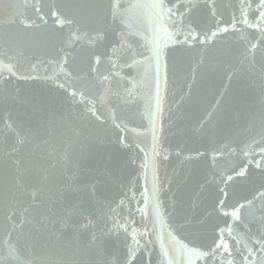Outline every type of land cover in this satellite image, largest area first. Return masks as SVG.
Returning <instances> with one entry per match:
<instances>
[{
	"label": "water",
	"instance_id": "water-1",
	"mask_svg": "<svg viewBox=\"0 0 264 264\" xmlns=\"http://www.w3.org/2000/svg\"><path fill=\"white\" fill-rule=\"evenodd\" d=\"M155 2L0 0V53L15 65L0 80V119L27 136L11 156L12 136H0V224L39 189L24 226L33 264H200L196 248L232 219L220 215L221 189L230 210L247 205L238 238L264 230V153L254 145L264 147V36L240 24L210 44L174 46ZM177 2L192 9L176 17L182 26L231 23L233 0H216V17L207 0ZM77 35L103 39L73 43ZM113 48L118 69L108 63ZM72 88L89 99L109 89L101 119Z\"/></svg>",
	"mask_w": 264,
	"mask_h": 264
},
{
	"label": "snow or ice",
	"instance_id": "snow-or-ice-1",
	"mask_svg": "<svg viewBox=\"0 0 264 264\" xmlns=\"http://www.w3.org/2000/svg\"><path fill=\"white\" fill-rule=\"evenodd\" d=\"M149 7L155 10L159 21H163L168 27L175 30L171 37L174 40V46L187 45L191 47L194 43H199L201 45L210 44L214 42L215 38L219 35L227 33L230 30H236L237 26L240 24H244L247 28L258 31L264 36V0H233L231 23H224L222 18H220L217 19L216 27L207 31L199 30L197 27H192L190 25H181L183 18L187 17L192 9L178 3L177 0H156V2ZM207 7L210 9L211 15L216 17V0H207ZM181 8L184 10L179 11ZM36 10L39 11V8ZM51 15L55 17L57 25L63 26L65 21L61 19L58 12L52 11ZM177 16L181 17V21L176 20ZM41 19H43V17H41ZM79 39H87L89 43L95 44L102 40L103 37L100 35L95 37H81L77 35L72 42L75 43V41ZM261 43H264V39L261 40ZM258 48L259 44L249 42V47L246 51L255 53ZM118 51V48H113L108 55V63L111 64L112 69H118L120 67L117 60L113 59V57H117ZM160 54V49L157 48L154 52L157 60H159ZM101 63L102 58L97 56L94 60V66L90 68V72H96V66ZM136 63L137 61L133 59L132 64H127L125 62L124 66L131 68ZM5 73L9 76L15 75V65L12 64L11 57H6V54L0 53V80L5 78ZM114 75L115 74L112 72L103 75L99 80V86L104 88L105 84L111 80ZM60 87L63 88L64 85H60ZM108 91L109 89L105 88L103 92L98 94V98L89 99L87 92L72 88V90L69 91V95L74 102L84 104L86 115H90L99 120L102 114L99 113L97 105L105 100ZM5 133L13 138L9 155L18 154L21 147L27 142L26 134L20 132L10 118L7 123L0 119V136H4ZM260 143V141H254V145L259 149V152L264 153V147H261ZM245 154L247 155V153ZM14 163L17 168L20 169L23 161L16 159ZM243 174V172L237 173V175ZM232 179V176H228L224 183L227 184V182ZM16 183L18 188L22 187V181L19 177ZM221 192L224 194V198L219 201L220 215L225 218L231 217V222L225 219L224 225L217 228L216 238L213 242L207 247L196 248V259L200 261V264H257V261H260V264H264V259H262V257H264V230H259L258 234H245L243 239L238 238L234 225L235 222L240 219V209L247 205L242 204L230 210L226 205L227 191L221 189ZM28 194L30 197V204L22 208H17L15 206L10 207L6 217L7 226L0 224V264H33L34 248L31 239L28 238V234L24 231V226L32 223V220L27 214L30 207H35L40 203V192L39 189H32ZM261 196H264V193H261ZM110 210L113 213L116 212V209ZM120 227L125 232L128 231L125 225L120 224ZM133 239H135V237H133ZM138 243L137 241V245Z\"/></svg>",
	"mask_w": 264,
	"mask_h": 264
}]
</instances>
